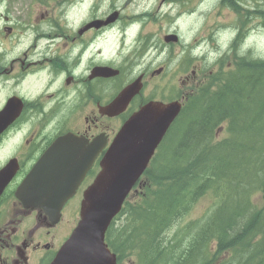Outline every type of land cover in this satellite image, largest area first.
Segmentation results:
<instances>
[{"label":"flooded vegetation","instance_id":"flooded-vegetation-1","mask_svg":"<svg viewBox=\"0 0 264 264\" xmlns=\"http://www.w3.org/2000/svg\"><path fill=\"white\" fill-rule=\"evenodd\" d=\"M258 1L0 0V169L7 164L16 168L0 195V264H49L76 225L82 195L98 172L95 163L122 123L149 102L178 98V74H167V60H160L166 44L148 35L130 51L125 45L126 8L156 6L160 11L163 6L188 5L189 11L180 10L175 17L188 13L208 21L227 7L258 6ZM144 11L136 14L144 18ZM226 28L209 25L202 37L192 38L195 47L206 42L219 55L221 46L223 52L234 53L239 23L226 30L227 42L219 38ZM114 37L116 57L108 54ZM115 70L117 75H111ZM138 77L142 87L126 109L114 117L102 113ZM68 133L88 140L103 135L107 142L52 225L41 211L50 207L24 208L16 193L51 143ZM24 196L43 195L29 191Z\"/></svg>","mask_w":264,"mask_h":264},{"label":"trees","instance_id":"trees-1","mask_svg":"<svg viewBox=\"0 0 264 264\" xmlns=\"http://www.w3.org/2000/svg\"><path fill=\"white\" fill-rule=\"evenodd\" d=\"M251 15L264 21V9ZM251 56L188 94L124 203L129 225L107 231L119 262L264 264V57Z\"/></svg>","mask_w":264,"mask_h":264},{"label":"water","instance_id":"water-1","mask_svg":"<svg viewBox=\"0 0 264 264\" xmlns=\"http://www.w3.org/2000/svg\"><path fill=\"white\" fill-rule=\"evenodd\" d=\"M139 87L137 82L128 86L108 110L120 113ZM180 110L179 102L148 103L122 125L99 164L100 172L83 194L77 227L50 264H115V256L104 243L105 231ZM103 143L100 137L89 142L73 134L56 139L21 183L19 200L24 206H31L34 200L44 205L48 201L59 209L92 166ZM12 175L8 167L0 171V189ZM29 191L43 196L24 197Z\"/></svg>","mask_w":264,"mask_h":264},{"label":"rangeland","instance_id":"rangeland-1","mask_svg":"<svg viewBox=\"0 0 264 264\" xmlns=\"http://www.w3.org/2000/svg\"><path fill=\"white\" fill-rule=\"evenodd\" d=\"M259 6L256 7L255 5L251 8V11H255L258 9H264V0L258 1ZM243 5H246L245 3ZM192 7L188 5H169L163 6L160 11H157L156 6H129L126 8V12H124L125 21L124 23H129L133 21L130 27L127 30L126 38H125V45L129 46V51L133 49L135 46V41H137L138 45L142 44L145 40V37L148 35H152V38L160 44H165L162 40L166 35H173V33L180 34L185 40H189L199 35L200 37L203 36L204 32L206 31L209 25L211 26H225L227 25L228 28L222 31V36L219 37L222 41L227 42L228 39V30L232 24L236 22V16L230 13L228 10L222 12V15L217 16L215 18H211L208 21L203 20H196L194 17H189L187 13L181 17H174L175 14L180 10H187L189 11ZM146 10L144 18L139 16L138 12L142 10ZM183 14V12H181ZM238 23L241 25L242 28L249 27V37L247 42L244 44V49L246 52H249L252 58L258 59L259 57H264V21L261 17L256 16L251 18L250 14H244L242 17L238 19ZM239 38L242 37L240 33H238ZM236 36V35H234ZM243 38V37H242ZM116 37L113 39L112 44V52H109V55L114 54L116 57ZM235 42L234 44H236ZM167 50L166 53L161 55V62H164V59L167 60V74L173 75L177 72L178 74V91H186L187 85L182 86L181 82L184 81L186 76H189L191 73L192 68L187 73H182L184 65L188 60L189 62H193L198 68L201 65H206L208 62L210 64L214 63L216 58L218 57L217 53L205 51V50H198L195 51L192 55H186L181 52L180 46L176 45L174 42H169L166 44ZM207 52L206 57H203V53L200 52ZM168 54V55H167ZM119 55L117 56V58ZM149 54L146 55L148 59ZM264 59V58H260ZM207 62V63H206ZM84 65V63H83ZM145 68V67H144ZM197 79L190 81V83L195 84ZM174 82V80L172 81ZM206 85V82L204 83ZM204 85V86H205ZM203 212V205L197 207L196 210H192L188 217L184 218V221H189L192 219L198 218L201 213ZM121 264H133L131 258H124Z\"/></svg>","mask_w":264,"mask_h":264},{"label":"bare ground","instance_id":"bare-ground-1","mask_svg":"<svg viewBox=\"0 0 264 264\" xmlns=\"http://www.w3.org/2000/svg\"><path fill=\"white\" fill-rule=\"evenodd\" d=\"M200 50H203V48L202 47H200ZM202 53H203V51H202ZM184 254V253H183Z\"/></svg>","mask_w":264,"mask_h":264}]
</instances>
